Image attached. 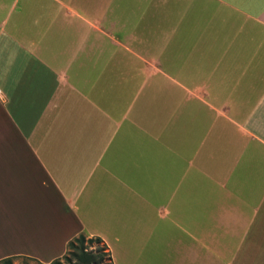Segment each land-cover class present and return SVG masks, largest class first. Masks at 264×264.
<instances>
[{
    "label": "crops",
    "instance_id": "obj_1",
    "mask_svg": "<svg viewBox=\"0 0 264 264\" xmlns=\"http://www.w3.org/2000/svg\"><path fill=\"white\" fill-rule=\"evenodd\" d=\"M79 234L264 264V0H0V260Z\"/></svg>",
    "mask_w": 264,
    "mask_h": 264
},
{
    "label": "trees",
    "instance_id": "obj_2",
    "mask_svg": "<svg viewBox=\"0 0 264 264\" xmlns=\"http://www.w3.org/2000/svg\"><path fill=\"white\" fill-rule=\"evenodd\" d=\"M95 244V248L90 246ZM16 259L8 257L0 260V264H13ZM48 264H112L110 254L102 241L97 237H87L79 234L69 240L61 258L54 259Z\"/></svg>",
    "mask_w": 264,
    "mask_h": 264
},
{
    "label": "rangeland",
    "instance_id": "obj_3",
    "mask_svg": "<svg viewBox=\"0 0 264 264\" xmlns=\"http://www.w3.org/2000/svg\"><path fill=\"white\" fill-rule=\"evenodd\" d=\"M95 244H92L90 246L91 249H94L95 248ZM13 264H39L38 262L36 261H33V260H29V259H24V258H17V259H14L12 261Z\"/></svg>",
    "mask_w": 264,
    "mask_h": 264
}]
</instances>
